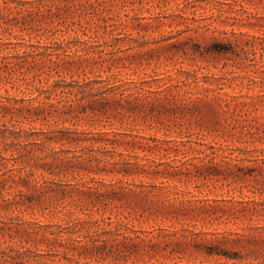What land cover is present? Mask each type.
Masks as SVG:
<instances>
[{"label":"rangeland","instance_id":"1","mask_svg":"<svg viewBox=\"0 0 264 264\" xmlns=\"http://www.w3.org/2000/svg\"><path fill=\"white\" fill-rule=\"evenodd\" d=\"M0 264H264V0H0Z\"/></svg>","mask_w":264,"mask_h":264},{"label":"trees","instance_id":"2","mask_svg":"<svg viewBox=\"0 0 264 264\" xmlns=\"http://www.w3.org/2000/svg\"><path fill=\"white\" fill-rule=\"evenodd\" d=\"M121 95H122V93H121Z\"/></svg>","mask_w":264,"mask_h":264}]
</instances>
